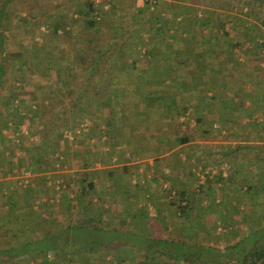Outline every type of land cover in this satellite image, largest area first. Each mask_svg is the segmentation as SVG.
Listing matches in <instances>:
<instances>
[{"label":"crops","instance_id":"crops-1","mask_svg":"<svg viewBox=\"0 0 264 264\" xmlns=\"http://www.w3.org/2000/svg\"><path fill=\"white\" fill-rule=\"evenodd\" d=\"M141 1L116 3L119 16L152 23L139 32L140 58L131 72L118 66L121 73L98 95L88 79L77 78L76 51L88 52L81 41L60 46L52 64L36 62L40 51L32 55L26 48L10 56L6 49L10 67L23 76L29 69L49 74L31 76V87L18 80L4 88L0 81V246L11 243L9 232L27 221L43 232L85 221L87 230L93 225L106 238L92 236L90 242L102 249L75 264H186L161 254L177 255L181 242L189 251L209 246L224 252L238 244L242 250L262 233L264 39L251 32L248 18L224 21L208 14L201 21L188 0H157L153 16L155 7ZM83 4L65 0L61 8L72 12ZM65 51L68 58L61 57ZM41 64L44 69L35 67ZM74 84L81 89L70 101L67 90L78 88ZM37 87L50 90L49 99H35ZM84 88L90 111L79 123L84 116L71 115V102L81 99ZM84 173L96 186L86 209L54 184L68 176L79 182ZM180 205L189 207L186 216ZM227 209L252 220L247 231L219 227ZM106 250L114 257L107 258ZM48 261L23 257L8 264L54 259Z\"/></svg>","mask_w":264,"mask_h":264},{"label":"trees","instance_id":"trees-1","mask_svg":"<svg viewBox=\"0 0 264 264\" xmlns=\"http://www.w3.org/2000/svg\"><path fill=\"white\" fill-rule=\"evenodd\" d=\"M78 1L79 3L83 2V6H78L72 12H65L60 4L55 10V14L45 16L43 22L41 24L39 23V26H43V29H45L42 33L43 51H40L39 55L34 57V59L39 63L43 58L42 63L52 64L58 55L55 50L60 48V46L65 45L71 40L78 45L82 42L81 46H85V51L88 49V52L82 54L80 52L81 49L76 51L75 62L79 66V69H81V71H76L77 78L88 79V84L98 95V90L106 88L105 86H108L121 73V68L128 69V72L134 69L136 60L140 58L136 49L140 44L144 43V38L142 35H139V32H143L144 27L149 29L152 23H140L136 18L129 19L128 17H124L121 20L117 14L118 11L116 10L115 2L111 0L107 4L102 1L96 2V0ZM219 1L227 4L225 7H228L231 2L235 1L242 3L243 9H249L250 17L257 24L264 27V0ZM18 2H23L29 6L36 1L0 0V81L2 84L3 79H5V82H8L10 85L13 83V86L18 82L19 72H14L11 78L8 77L10 56L6 50L8 43L6 38V23L7 21H10V23L13 21L17 24L19 23L18 27L24 26L31 30L29 26L34 19L29 12H25L26 18L16 15L15 12L17 9L21 8ZM106 5H109L108 8H106ZM157 8L158 6L152 10L153 16L156 15ZM154 18L152 17V19ZM112 30H115V35H112ZM120 31L123 34H120ZM63 56L68 58L66 51L61 57ZM147 58V55L143 57V59ZM42 65L41 69H44ZM118 66H122L120 68L121 70L117 69ZM37 73L42 74V76L49 74H44L43 70ZM100 80H103V83L99 84ZM94 82L96 85L92 86ZM76 86L79 88L78 85ZM1 90L2 88H0V94ZM49 91L45 87H37L36 97L38 101L42 102L45 99H49ZM75 91L74 87H70V90H67L68 96L72 97ZM83 91L80 93L81 99L71 102L73 115L84 116L82 119H77L79 123L87 120L86 118H88L90 111L88 103L82 101L86 100L84 94L86 91L85 88ZM40 92L41 94H39ZM86 104L88 109L84 108ZM82 106L83 109H81ZM58 164L62 168V164L59 161L56 162V166ZM82 175L81 180L79 182L76 181L77 198L75 200L86 209L91 204L90 197L92 192L95 191L96 186L89 179L87 173ZM170 204L171 206L176 205L174 200ZM11 205L13 206L15 204ZM188 208L180 205L178 209L180 215L186 216ZM83 223V226L75 227V229L73 227H67L58 229L57 231L46 232L38 230L37 227L31 230L28 221L20 224L18 229L11 231V233L9 232L11 243L0 246V264L14 263L17 258L23 257L28 259H36L39 257L43 261L45 259H49V261L54 259L52 264H75L79 257L92 255L102 249L99 244H95L96 242H90L92 238V236L88 235L90 230H87V223L85 221ZM7 232L6 230L4 234L8 235ZM261 232L257 236H252L249 240L246 238L252 244L251 248L244 246L242 250H237L238 244L234 247L227 248L224 252L209 246H201L200 249L189 251L187 248L188 244L181 242V244H178L180 249L176 250L178 251L177 255H175L176 253L170 254L164 252V254H161V257L172 262L176 261V263L183 261L186 264H230V260L232 259L236 261L235 264H264V226H262ZM77 235L79 236L77 237ZM149 250L151 251V249Z\"/></svg>","mask_w":264,"mask_h":264},{"label":"rangeland","instance_id":"rangeland-1","mask_svg":"<svg viewBox=\"0 0 264 264\" xmlns=\"http://www.w3.org/2000/svg\"><path fill=\"white\" fill-rule=\"evenodd\" d=\"M35 1L36 2H33V4H31L29 6L27 5L26 7H23V8L21 6H19L21 8H18L17 11L15 12L17 16L25 17V18H26V16H24L25 12H29V13L32 14V17H34V19L32 20V22L30 23V26H29V27H31V30H29V29H27V27H25L24 28L25 31L19 32V34H13L12 33L13 31H15V33H16V30L20 29V27H18L19 23L17 24V23H15L13 21H12V23H6L7 26L10 27V29L7 30V37H6L7 40H8L7 50L10 53V56H13L12 54H15V52H19L20 50H24L26 48H27V51H29V53H31L32 55L35 54L36 51H41L43 49L42 33L45 31V29H43L44 28L43 26H39V23L41 24V22H43V18H45V16L55 14V10L59 7V5L61 4V1L64 2L65 0H35ZM98 1H102V2H105L107 4L108 1H110V0H96V2H98ZM111 1H114L116 6L121 1H123V2L124 1L134 2V0H111ZM155 1H157V0H142L141 2L144 5L148 2L151 6L155 7V5H156ZM158 1H159V4L161 2H163V4H164V2H167V1H171V2L174 1V2L181 3V2H184V1H187V0H158ZM188 1H191L192 4L194 5V8L196 9V11H194L195 14H198V15L200 14L199 19L201 21H203V19H205L208 14L209 15L212 14L214 17L215 16L222 17L220 19H223L224 21H227L226 19H229V17L231 15H233L236 18V20H240V22L247 21L246 18H248L251 21V22L250 21L249 22L252 24L251 32H255V34L258 33V36L260 38L264 39V27L262 25H260V24H257L250 17L249 9H246V8L243 9V7H242L243 4L242 3H239L238 1H235V2H231L228 7H225V5H227V4H224L222 1L220 2L219 0H188ZM40 4H42V5L39 6ZM108 6L106 5V8H108ZM127 6H130V5H127ZM131 7L132 6H130L129 8H131ZM123 14L125 15L126 13L124 12ZM119 17L122 18V19L124 17H129V19L130 18L131 19H135L134 17H132V14L130 16H127V14H126L125 16H119ZM140 23H144V22L142 21ZM22 27H24V26H22ZM11 29L12 30L14 29V30L11 31ZM261 32H262V34H261ZM14 41H16V42H14ZM17 42H18V44H15ZM69 42L66 43V45L69 46ZM83 43L85 44V42H83ZM19 45H21L20 46L21 48H19ZM69 49L70 48H68V50ZM70 51H72V50L70 49ZM19 53H21V52H19ZM21 57H23V55ZM13 63H15V62H13ZM16 65H18V64H16ZM8 66L10 68L9 71H8V77L11 78L12 77L11 75L14 72L15 73L18 72V68L14 67V66L10 67L11 63H8ZM35 67L39 68V67H41V65H36ZM29 71L30 72L29 73H25L24 76L22 75L23 73L19 72L18 73V77H19L18 80H20V83L22 82L21 84H26V86L31 87V85L33 84V81H34L31 76H33V75L35 76L37 72L33 71L32 69H29ZM36 82H38L37 79H35V83ZM2 83L4 85V88H6V84H8V82H6V84H5V79H3ZM75 89H76V91H75ZM79 89H81V88L80 87L79 88H74V91L77 92ZM69 90H70V88L68 89V91ZM27 91L28 90H26L23 94H25L27 97H29L30 95L32 96V93L31 94L26 93ZM73 96L74 95H72V97H69L70 101L75 100L73 98ZM35 99H37V98H35ZM89 105L90 104H88V106ZM85 109H88L87 104L85 106ZM70 111H71V115H72V113H73L72 111L73 110H70ZM72 119L73 118H68V120H70L69 122H72L71 121ZM27 129L24 127L22 132H24ZM58 165L56 166V168L57 169H61V165H59L60 167H58ZM68 177L70 179H68V178L66 179V177L58 179V177H56V181L54 183L55 186H56L55 188L58 191L61 192V196H62V191H67V193L69 195V198H71V199L73 198L74 199L73 202H75V197L77 196V183H76V181H78V178H76V176H74V177L73 176H68ZM45 188L46 189L47 188L48 189L49 188L53 189L49 185L45 186ZM51 203H53V202L51 201ZM55 203H57V201H55ZM231 212H232V210L227 209L222 216L218 217L220 222L223 223V224H219V227L220 226L221 227H232V230H233V228L235 229L237 227L239 229L246 230L247 226L252 224V220L250 221L248 216H246L244 218L242 217V220H241L240 216H237V215L233 216V214ZM257 217L259 219L263 218L262 221H264V215H262L260 217L257 216ZM257 217H255V219ZM212 219H213L212 221L215 223L214 218H212ZM261 225H264V223H260V226ZM91 228H92V231L89 232V234H88L89 236H93V237L95 236V237H99L101 240H105V238H106L105 232H103V231H97V232L94 231L93 230V225L91 226ZM228 230L229 229H222L221 231H228ZM78 236L79 235H77V237ZM81 238H82V236H81ZM228 238H229V236H226V239H228ZM213 244H216V242H213ZM105 252H107V250ZM111 256L114 257V254L112 252L109 251V252L106 253V257L107 258L111 257ZM235 262L236 261L234 259L230 260V264H235ZM106 263L108 264L109 261L106 260ZM21 264H23V263H21ZM24 264H30V263H24Z\"/></svg>","mask_w":264,"mask_h":264},{"label":"built area","instance_id":"built-area-1","mask_svg":"<svg viewBox=\"0 0 264 264\" xmlns=\"http://www.w3.org/2000/svg\"><path fill=\"white\" fill-rule=\"evenodd\" d=\"M17 104H18V102H17ZM24 133H25V136H26V137H29L30 133H29L27 130H25ZM59 165H60V164H59ZM59 165H58V167H60Z\"/></svg>","mask_w":264,"mask_h":264}]
</instances>
